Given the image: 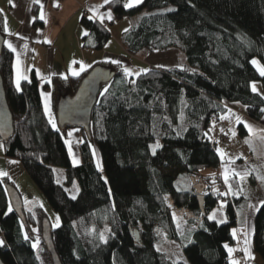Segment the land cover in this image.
<instances>
[{"label":"trees","instance_id":"16d2710c","mask_svg":"<svg viewBox=\"0 0 264 264\" xmlns=\"http://www.w3.org/2000/svg\"><path fill=\"white\" fill-rule=\"evenodd\" d=\"M125 4L110 0L105 6L118 19L139 15L122 34L121 44L133 59L175 48L187 63L139 67L132 60L139 75L126 74L121 65H104L115 77L101 85L89 132L71 124L57 131L43 109L38 77L33 73L18 89L14 54L4 45L0 74L14 121L13 134L3 139L5 155L22 162L60 216L52 238L62 264H186L158 248L165 238L182 242L176 217L185 220L189 241L182 249L190 264H233L228 249L236 245L233 227L241 199L233 195L236 181L227 183L232 199L220 202L208 192L213 177L202 170L221 162L209 128L228 103L242 104L254 120L264 116V96L251 86L260 80L264 88V75L253 64L258 58L264 66V0H142L132 8ZM38 11L33 6L35 28L43 26ZM1 21L0 11V27ZM81 24L88 30L83 47L107 46L112 35L103 23L85 14ZM91 69L79 76L55 75L47 83L55 94L56 111L59 100L73 94ZM69 128H80L84 136L79 163L69 152ZM237 129L241 136L248 133L244 123ZM93 142L102 156L101 167ZM154 143L160 147L153 155ZM56 167L65 169L63 182ZM185 173L192 183L187 190L178 187ZM75 182L78 194L73 199L68 188ZM7 183L0 177L1 259L5 264H53L42 238V221L36 223L25 209L26 221L19 217ZM197 191L203 195L202 208ZM215 207L223 208L226 222L209 219ZM32 223L39 226V234ZM37 239L38 247H33ZM253 251L264 260V202L254 216Z\"/></svg>","mask_w":264,"mask_h":264},{"label":"crops","instance_id":"0c3cea01","mask_svg":"<svg viewBox=\"0 0 264 264\" xmlns=\"http://www.w3.org/2000/svg\"><path fill=\"white\" fill-rule=\"evenodd\" d=\"M125 1L128 3V0ZM36 5L39 8V17L41 18L42 14L44 16V19H41L43 26L39 28L33 26L35 19L33 6ZM105 5L104 0H39V2L0 0L1 28L5 33V46L9 48L8 44L11 43L15 49L13 51L9 48L14 54V82L17 85L18 76L21 83L25 77L30 79L35 73L39 79L44 111L45 94H50L48 106L53 119L57 113L56 100L52 88H49L47 83H51L55 75L68 77L72 75L73 70L80 71L82 64H73V61L87 65L84 71L96 65L114 64L111 62L113 60L120 61L117 65L123 67L133 65L131 58L134 56L125 50L121 42L123 32L139 20V15L118 19L113 10ZM108 13H111L112 19L107 18ZM85 14L103 23L111 32L112 38L104 49L83 47V38L85 33H88L81 24ZM101 17H104L103 20ZM142 57H145L144 60L151 66L185 65L182 54L176 49L157 50L143 54ZM133 67L137 68V66ZM242 106L238 102L228 103L227 111L212 122L209 136L216 145L221 162L217 168L205 169L202 173L212 175L219 171L224 177L227 169L228 182L235 179L237 195L241 199L237 207V225L233 227V230H236L234 247L238 248L237 255L246 257L244 249L247 246L255 260L260 256L253 251L254 216L264 202V179H258V177L264 178V116L259 121L254 120L245 113ZM45 113L49 117L46 111ZM240 123L251 126V131L246 126L248 133L245 136H241L237 131ZM73 131L76 133L77 130ZM222 134L228 137L227 141L219 138ZM255 134L262 135L263 139V148L258 150L250 138ZM234 173L241 175L237 176ZM245 173L249 174L245 175ZM253 198L255 200L250 205ZM219 213L226 216L223 209ZM246 240L248 244H245Z\"/></svg>","mask_w":264,"mask_h":264},{"label":"rangeland","instance_id":"374dc122","mask_svg":"<svg viewBox=\"0 0 264 264\" xmlns=\"http://www.w3.org/2000/svg\"><path fill=\"white\" fill-rule=\"evenodd\" d=\"M170 49H175V48H170ZM176 50L178 51V49ZM135 57H136L135 59L131 58V60L137 63L136 65H139V67L148 66V64L146 63V60H144L145 57H142V55H137ZM182 59L187 63V58L184 54H182ZM254 60L257 61V64H255V66L258 69L264 68V66L261 64L258 58H255ZM133 66L134 64L132 66L128 65L127 68L131 69L133 73H138L139 69ZM121 67L124 69L126 66L124 67L121 66ZM157 67H167V66L161 65ZM170 67H173V66H170ZM253 83H255V86L257 89L256 92H259L264 95V88H263L262 82L260 80H254L252 84ZM54 120L56 122V125H58L59 122H58L57 113H56V117L54 118ZM182 127H183L182 123H180L177 126L178 132H181ZM73 130L75 131L77 130L76 133ZM68 133H71V135H69L68 137V147L69 145L71 146L70 154H71L72 160L74 162V158H75V160L78 161L79 163L81 160L80 154H79V146L84 142V136L80 128H69ZM219 138L226 140V141L228 140V137L224 134L220 135ZM250 138L252 139V142L254 143L257 150L263 148L262 135L260 136V134H255V135H251ZM0 144L3 145V147H0V171L7 173V176H3L2 178H4L5 180L7 179L9 181V183L7 184H11L15 186V188H17V190L22 196L23 207L25 211L33 213V215L35 216L36 223L43 221V219L47 217L51 222L52 228H57L55 226L57 223V217L59 218V225L61 224V219L58 213L53 209V207L51 206L48 199L46 198L44 193L41 191L37 183L33 180V178L29 175V173L25 171L22 162L18 158H12V157L10 158L5 155L4 142L1 136H0ZM155 145L156 143L153 144V146ZM92 151H93L94 158H95L97 165L99 164V167H101L102 166V156L98 150L96 142L92 143ZM13 161H15V163H13ZM55 172H56L59 182H63L65 178V169L63 167H56ZM217 173H220V172L217 171L211 175L213 177L212 184H214L215 182ZM191 186H192V183L188 179L187 174L186 173L182 174L181 178L178 180V187L181 189L187 190V189H190ZM227 186L229 185L227 184ZM194 188H196V185L194 186ZM68 191L72 197L73 196L76 197L78 194L77 183L75 182L70 188H68ZM254 200H255L254 198L251 199L250 205L254 202ZM221 209L223 208L221 207L214 208L210 212L209 217L213 216L214 217L213 219L217 220L218 222L220 221L226 222L227 216H222L223 213H219ZM40 212L43 213L44 215L41 214L39 216L38 213ZM25 217H26V213H25ZM176 221H177L179 232L183 235L182 242L179 243L169 238H165L161 243L158 244V248L165 251L174 261H183L186 264H190L182 249L183 246L187 244L189 241V235H187L184 230L185 220L184 218L176 217ZM32 225H33L32 228H33L34 233L39 234V231H40L39 226L38 225L35 226L34 223H32ZM41 227H42V223H41ZM0 240H3V236L1 233H0ZM245 248H247V246ZM230 249H233V251L230 253V258L232 262L236 261L238 262V264H264V260L261 257L256 258L254 260V257H252L253 254L249 256V250L247 253H245L246 257L244 256L242 257V255H237V252H236L238 249L237 247H230Z\"/></svg>","mask_w":264,"mask_h":264},{"label":"water","instance_id":"95a60500","mask_svg":"<svg viewBox=\"0 0 264 264\" xmlns=\"http://www.w3.org/2000/svg\"><path fill=\"white\" fill-rule=\"evenodd\" d=\"M4 45L5 36L2 34L0 27V54ZM114 77L115 72L109 67L104 65L94 66L81 80L77 90L72 95H67L59 100L57 107L59 127L64 128L67 124L81 125L89 132L92 110L97 102L101 85L112 81ZM13 132V116L7 101L3 79L0 74V136L2 139H7ZM6 188L13 210L25 222L26 217L21 194L17 188L11 184H7ZM196 189L199 190V184L196 185ZM196 195L200 200V206L202 208L203 195L198 191ZM42 238L51 254L52 263L62 264L52 238V225L47 217L42 221ZM0 264H5L1 257Z\"/></svg>","mask_w":264,"mask_h":264},{"label":"snow or ice","instance_id":"6c2138e0","mask_svg":"<svg viewBox=\"0 0 264 264\" xmlns=\"http://www.w3.org/2000/svg\"><path fill=\"white\" fill-rule=\"evenodd\" d=\"M36 2H39V0H36ZM109 2H110V0H104V3H105V4H107V3H109ZM139 3H141V0H128V3H126V4L124 5V7H126V8H132V7H134L135 5H138ZM103 18H104V17H101V20H103ZM107 18H108V19H112L111 13H108V17H107ZM41 19H44L43 14L41 15ZM125 31H127V29H126ZM85 35H87V33H85ZM8 47H9L10 49H12L13 51H15V49L13 48V46H12L11 43L8 44ZM111 62L114 63V64H119V63H120V61H118V60H113V61H111ZM76 63H81V64H82V67L80 68V71H75V70H73V71H72V75H74V76H79V75H80V72H81V71H84L85 68L88 67V66H87V65H83V62L73 61V64H76ZM253 64H257V61L254 60V61H253ZM258 70L260 71L261 75H264V68H260V69H258ZM143 71H148V70H143ZM124 72H125L126 74H128V75H132V74L139 75V73H133L132 70L129 69V68H127V67L124 68ZM25 79H26V77H25ZM19 82H20V77L18 76V77H17V88H18V89H19V86H20V83H19ZM105 91H107V90H105ZM252 91H253V92H256V91H257L256 86H255V83L252 84ZM49 96H50V94H45V111H46V112L48 113V115H49V122L52 124V127L55 128L57 131H59V129H58L57 126H56V122H55V120L52 118L51 110H50V108H49V106H48V99H49ZM221 119H224V117H221ZM237 121L239 122V117H237ZM246 126L248 127L249 131L252 130L250 125H246ZM69 135H71V133H69ZM0 147H3V145L0 144ZM158 147H160L159 143H157L155 146L152 147L153 155L155 154V150H156V148H158ZM69 152L71 153V146H70V145H69ZM221 155L223 156V153H221ZM13 163H15V161H13ZM74 163H78V161H76L75 158H74ZM97 166L99 167V164H98ZM234 174L237 175V176H240V175H241L240 173H234ZM247 174H249V173H245V175H247ZM3 176H7V173H6V172H3V171H0V177H3ZM224 179H225V183H228L227 169L225 170V176H224ZM241 179H243V176H241ZM258 179H264V178L258 177ZM229 191H231V185H229ZM227 194H228L227 192H226V193H222V195H227ZM236 194H237V193H233V195H236ZM72 198L75 199L76 197L73 196ZM8 211H9V212L12 211L11 206H9ZM213 218H214L213 216H210V217H209V219H213ZM223 222H224V221H220V223H223ZM55 226H56V227H59V226H60V225H59V218H58V217H57V223H56ZM235 231H236V230H233V235H235ZM27 238H28V235H27V233H25V239H27ZM100 238H101L102 240H105V242H107V241H106V238L103 236V234H101V237H100ZM248 243H249V242L246 240V241H245V244H248ZM3 244H4V241H3V240H0V246H2ZM38 244H39V239H37V241L33 244V247H38ZM225 247L227 248L228 246L225 245ZM228 250H229V253H231V252L233 251V249H230V248H229ZM244 251L247 253V252H248V249L245 248ZM249 256H250V253H249ZM250 258H251V257H250ZM233 264H238V262L233 261Z\"/></svg>","mask_w":264,"mask_h":264},{"label":"built area","instance_id":"2783aa9c","mask_svg":"<svg viewBox=\"0 0 264 264\" xmlns=\"http://www.w3.org/2000/svg\"><path fill=\"white\" fill-rule=\"evenodd\" d=\"M208 192H213L217 195V199L220 202H225L227 200H231V194L229 193L228 186L225 183L224 177L217 173L214 184H211L208 187ZM228 193L227 195H222V193Z\"/></svg>","mask_w":264,"mask_h":264}]
</instances>
